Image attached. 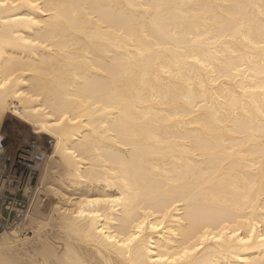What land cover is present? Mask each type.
I'll list each match as a JSON object with an SVG mask.
<instances>
[{"label": "bare ground", "instance_id": "obj_1", "mask_svg": "<svg viewBox=\"0 0 264 264\" xmlns=\"http://www.w3.org/2000/svg\"><path fill=\"white\" fill-rule=\"evenodd\" d=\"M16 151L0 264H264V0H0Z\"/></svg>", "mask_w": 264, "mask_h": 264}, {"label": "built area", "instance_id": "obj_2", "mask_svg": "<svg viewBox=\"0 0 264 264\" xmlns=\"http://www.w3.org/2000/svg\"><path fill=\"white\" fill-rule=\"evenodd\" d=\"M13 155V162L8 171L10 177L3 176L5 165L0 166V228L7 229L13 226L17 216L27 211L30 204L28 195L26 197L27 185L33 180V163L30 161L24 165L25 161L22 158V156L26 158L30 156L23 151H16Z\"/></svg>", "mask_w": 264, "mask_h": 264}, {"label": "rangeland", "instance_id": "obj_3", "mask_svg": "<svg viewBox=\"0 0 264 264\" xmlns=\"http://www.w3.org/2000/svg\"><path fill=\"white\" fill-rule=\"evenodd\" d=\"M37 176V175H36ZM35 182L37 183V181L35 180V177H33V180H32V182H29L28 183V191H30V189L32 190L33 188H34V184H35ZM30 188V189H29ZM31 192V191H30ZM41 192V191H40ZM42 194V195H41ZM41 195V196H40ZM39 196L41 197V199H42V203L44 202V203H46L47 201H48V199H47V196H45V195H43V193L41 192V193H39ZM44 196V197H43ZM47 199V201H46V199ZM22 215H20V216H18L17 218H19V217H21ZM0 229H2V228H0ZM12 231V230H11Z\"/></svg>", "mask_w": 264, "mask_h": 264}, {"label": "snow or ice", "instance_id": "obj_4", "mask_svg": "<svg viewBox=\"0 0 264 264\" xmlns=\"http://www.w3.org/2000/svg\"><path fill=\"white\" fill-rule=\"evenodd\" d=\"M24 131H26V133L30 135V130H22V132H24ZM34 150H37L38 151L39 150L38 149V146L34 145Z\"/></svg>", "mask_w": 264, "mask_h": 264}]
</instances>
